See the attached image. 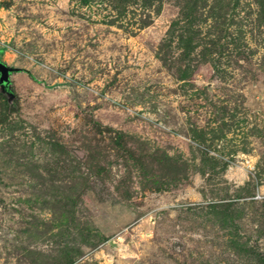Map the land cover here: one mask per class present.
Here are the masks:
<instances>
[{
  "label": "rangeland",
  "instance_id": "rangeland-1",
  "mask_svg": "<svg viewBox=\"0 0 264 264\" xmlns=\"http://www.w3.org/2000/svg\"><path fill=\"white\" fill-rule=\"evenodd\" d=\"M0 50V264H264V0H0Z\"/></svg>",
  "mask_w": 264,
  "mask_h": 264
},
{
  "label": "water",
  "instance_id": "water-1",
  "mask_svg": "<svg viewBox=\"0 0 264 264\" xmlns=\"http://www.w3.org/2000/svg\"><path fill=\"white\" fill-rule=\"evenodd\" d=\"M18 71L17 67L9 66L5 62L0 60V89L8 91L11 88L10 75Z\"/></svg>",
  "mask_w": 264,
  "mask_h": 264
},
{
  "label": "trees",
  "instance_id": "trees-1",
  "mask_svg": "<svg viewBox=\"0 0 264 264\" xmlns=\"http://www.w3.org/2000/svg\"><path fill=\"white\" fill-rule=\"evenodd\" d=\"M0 52H1V50H0ZM31 77H32L33 80L38 81V80H37L36 78H34L33 76H31ZM0 93H1V94H4V95L7 97V101L10 102V96L12 95V89H11V88H10L8 91H3V90L0 89Z\"/></svg>",
  "mask_w": 264,
  "mask_h": 264
}]
</instances>
